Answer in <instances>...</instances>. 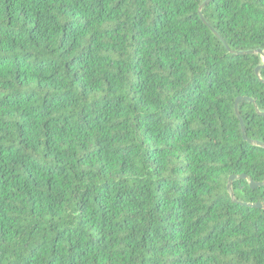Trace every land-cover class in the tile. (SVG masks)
Returning a JSON list of instances; mask_svg holds the SVG:
<instances>
[{
    "label": "trees",
    "instance_id": "obj_1",
    "mask_svg": "<svg viewBox=\"0 0 264 264\" xmlns=\"http://www.w3.org/2000/svg\"><path fill=\"white\" fill-rule=\"evenodd\" d=\"M258 50L264 0H0V264H264Z\"/></svg>",
    "mask_w": 264,
    "mask_h": 264
},
{
    "label": "water",
    "instance_id": "obj_2",
    "mask_svg": "<svg viewBox=\"0 0 264 264\" xmlns=\"http://www.w3.org/2000/svg\"><path fill=\"white\" fill-rule=\"evenodd\" d=\"M200 16H201V19L205 22L204 20V17L200 11ZM206 24V23H205ZM212 31L214 32V34L219 37L222 41L223 39L212 29ZM250 54H261L263 57H264V53L260 50L256 51V52H249ZM260 70H261V67H258L257 70H256V74L257 76H260ZM242 101H250V102H254L253 99L251 98H247V97H241V98H238L236 100V105H235V110H236V114L238 116V118L240 119V123H241V127H242V133H243V138L245 141H247L248 143L250 144H253V142L247 137L246 135V129H245V125H244V122L241 118V115H240V112H239V104L242 102ZM256 145L260 146V147H264V144L262 143H256ZM237 179H242V180H248V177L246 175H242L240 177H237V176H231L230 179H229V183H228V190H230L232 188V184L235 180ZM250 186L251 188H257V187H262L264 186V182L262 183H255L253 180H250ZM253 207L255 208H260V209H264V204H261V203H258V204H253L252 205Z\"/></svg>",
    "mask_w": 264,
    "mask_h": 264
}]
</instances>
